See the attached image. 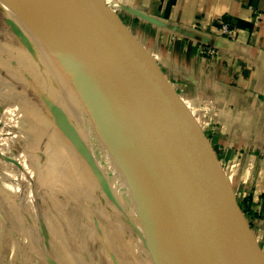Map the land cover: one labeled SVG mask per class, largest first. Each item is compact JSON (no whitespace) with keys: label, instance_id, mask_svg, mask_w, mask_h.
Listing matches in <instances>:
<instances>
[{"label":"crops","instance_id":"crops-1","mask_svg":"<svg viewBox=\"0 0 264 264\" xmlns=\"http://www.w3.org/2000/svg\"><path fill=\"white\" fill-rule=\"evenodd\" d=\"M99 1L163 82L191 89L203 112L196 117L203 149L224 191L253 214L264 260V0ZM24 140L29 153L17 151L13 161L20 184L9 187L3 179L13 171L0 169V264H141L125 239L106 240L117 220L114 212L104 220L97 190L86 212L80 196L69 197L78 185L63 174L57 186L54 170L41 169L50 161L36 159Z\"/></svg>","mask_w":264,"mask_h":264},{"label":"rangeland","instance_id":"rangeland-1","mask_svg":"<svg viewBox=\"0 0 264 264\" xmlns=\"http://www.w3.org/2000/svg\"><path fill=\"white\" fill-rule=\"evenodd\" d=\"M32 1L36 7L28 5L34 15L38 17L34 12L37 10L52 22L51 17L42 12L43 7L36 0ZM39 19L47 30L45 33L47 36L41 37L38 33L37 36L46 43H54L57 40L54 32L47 21L41 17ZM26 22L21 12L15 9L10 2L0 0V113L2 112L0 116V169L11 173L13 171L3 180L8 181L9 187L20 184V181H17L20 166L14 164L13 161L17 151L24 152V154L29 153L28 146H22L23 140L26 139L24 143L27 141L29 144H34L33 154L36 159L43 157L44 160L50 161L42 162L41 169L54 170L57 176L55 179L57 186L63 184V174L69 177L68 183H74L73 187L78 185L73 188L74 193L69 197L75 199L80 196L82 201L80 203L86 208V212L91 207L88 201L92 197L91 191L96 192L97 190L99 199L97 206L100 211H103L104 220L111 221L112 212L117 220L111 230L105 231L106 240L115 235V238L125 239V245L128 246L130 252L142 257L141 264H165L159 253L151 247L130 211L123 205L111 181L108 169L82 132V127L86 125L85 118H82L83 115L80 112L81 103L84 105L87 101L85 95H82L84 92L79 91V87L74 86L75 83L65 84L63 82L57 70L49 65L46 50L42 48L44 46L35 36L34 31L32 30V33L27 28ZM72 57L76 67L74 68L75 81L82 85L84 81H87L85 77L88 74L87 69L80 65L76 55L72 54ZM164 84L169 88L177 104H180V108H187L196 114L192 116L190 111L189 115L185 113L193 131L200 132L201 122H197L196 117L201 113L203 115V112L199 111L197 106H193L191 89L189 87L179 88L180 83L178 82H165ZM175 88H179L181 97L178 100L174 97ZM16 138L19 142L15 141ZM131 172L132 177H135L137 168L133 167ZM122 175L123 184L129 182L128 176L121 174V177ZM124 176L127 177L125 180ZM44 179L42 178L39 182H43ZM134 182L139 189V183L136 180ZM220 186L222 187V183ZM223 196L235 210L233 218L238 223V232L248 236L247 238L251 240L261 259V264H264L257 241L253 214L242 201L234 202L226 191L223 192ZM107 209L109 211L105 216ZM121 245L124 243L121 242Z\"/></svg>","mask_w":264,"mask_h":264},{"label":"water","instance_id":"water-1","mask_svg":"<svg viewBox=\"0 0 264 264\" xmlns=\"http://www.w3.org/2000/svg\"><path fill=\"white\" fill-rule=\"evenodd\" d=\"M39 1L65 27L72 51L92 55L119 88L188 263L230 264L232 236L240 232L237 221L227 217L226 206L235 210L223 196L198 133L165 82L99 0Z\"/></svg>","mask_w":264,"mask_h":264},{"label":"bare ground","instance_id":"bare-ground-1","mask_svg":"<svg viewBox=\"0 0 264 264\" xmlns=\"http://www.w3.org/2000/svg\"><path fill=\"white\" fill-rule=\"evenodd\" d=\"M7 1L21 12L22 17L27 21V28L31 32L33 30L35 36L37 33L41 37L47 36L45 34L47 30L39 19L41 17L47 21L57 37V43L54 39V43L47 42V44L37 36L44 46L42 48L46 50L49 65L57 70L63 82L75 83L74 86L84 92V94L80 92L87 100L84 105L80 102V112L86 123L82 127V132L108 169L123 205L130 211L151 247L159 253L165 264H189L172 211L145 164L143 148L129 122L127 106L116 83L92 55L72 51V44L67 39L65 27L43 7L39 0L36 1L43 7L42 12L48 14L52 22L37 10L34 12L39 18L34 15L29 7V5L35 6L32 0H24L26 4L23 0ZM72 54L77 56L80 65L88 72L85 75L87 81H84L82 85H79L74 78L76 67ZM133 167L137 168L135 177H132ZM121 174L128 176L129 182L126 179L127 182L123 184ZM134 178L139 183V189L134 185ZM226 210L230 220L233 213L228 206ZM247 237L242 233L232 236L230 264H261L253 243Z\"/></svg>","mask_w":264,"mask_h":264},{"label":"built area","instance_id":"built-area-1","mask_svg":"<svg viewBox=\"0 0 264 264\" xmlns=\"http://www.w3.org/2000/svg\"><path fill=\"white\" fill-rule=\"evenodd\" d=\"M220 31H221L222 34H228V27H227V25L226 24H222L220 26ZM203 53H205V54H212V50H210V49H204Z\"/></svg>","mask_w":264,"mask_h":264}]
</instances>
